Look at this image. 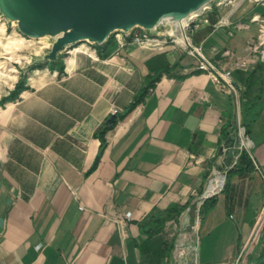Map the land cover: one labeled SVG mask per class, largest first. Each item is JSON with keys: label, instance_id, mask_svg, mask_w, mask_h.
<instances>
[{"label": "crops", "instance_id": "1", "mask_svg": "<svg viewBox=\"0 0 264 264\" xmlns=\"http://www.w3.org/2000/svg\"><path fill=\"white\" fill-rule=\"evenodd\" d=\"M211 4L196 18L191 42L230 71L235 94L181 46L138 43L115 32L95 44L94 54L41 63L15 97L0 102V264H143L142 221L187 208L213 174L208 190L217 191L223 171L225 186L201 212L198 241L188 251L196 264L264 259V100H254L255 119L249 132L244 128L250 168L232 170L246 166L236 152V163L226 167L223 148L242 126L241 96L264 61L260 23L252 20L264 17V5L245 2L231 11ZM239 58L253 64L239 68ZM154 59L163 61L160 77L120 118L148 75L157 74ZM113 109L115 123L101 148L98 131ZM172 258L171 252L164 260L178 264Z\"/></svg>", "mask_w": 264, "mask_h": 264}, {"label": "water", "instance_id": "2", "mask_svg": "<svg viewBox=\"0 0 264 264\" xmlns=\"http://www.w3.org/2000/svg\"><path fill=\"white\" fill-rule=\"evenodd\" d=\"M211 0H0V13L16 21L19 31L27 37L57 36L45 60H56L59 52L70 44L89 41L101 44L116 31L135 27L156 28L165 18L179 21L191 10ZM116 114H111V125ZM239 137L232 132L223 148L229 167ZM223 148L218 159L223 157ZM225 178V174H223ZM204 196V195H203Z\"/></svg>", "mask_w": 264, "mask_h": 264}, {"label": "rangeland", "instance_id": "3", "mask_svg": "<svg viewBox=\"0 0 264 264\" xmlns=\"http://www.w3.org/2000/svg\"><path fill=\"white\" fill-rule=\"evenodd\" d=\"M213 6L214 4H211V7ZM53 42V36L50 35L38 38L24 36L19 31L16 21L9 20L3 15L0 17V102L15 97V92L24 87L25 82L30 79L32 69L42 66L41 63L46 61L45 56L51 49ZM83 42L85 43L84 47L81 46L83 49L87 46L93 48L95 44H98L89 41ZM75 46L77 44L72 45V47ZM72 53L82 52L75 51ZM72 53H65L61 50L58 56H67ZM220 173L226 176V172ZM225 182L226 177L223 179V188ZM219 192L213 195H217ZM200 200L201 198L198 197L177 218L168 220L164 225L162 232L164 240L173 241V258L171 259L173 263L196 264L194 261L195 252L188 251V246H195L198 241L197 231L201 220ZM209 207L210 203L204 205L201 211H207Z\"/></svg>", "mask_w": 264, "mask_h": 264}, {"label": "built area", "instance_id": "4", "mask_svg": "<svg viewBox=\"0 0 264 264\" xmlns=\"http://www.w3.org/2000/svg\"><path fill=\"white\" fill-rule=\"evenodd\" d=\"M245 2H250L253 4H263L264 0H219L214 1L215 6L220 7L222 5H229L230 10L233 11L243 5ZM211 8V4L205 7L199 14H197L195 17L188 19L186 22H183L182 19L179 21L172 20L170 18H165L162 20L159 25L152 29V30H146L141 27H135L133 29H130L128 31H116L117 33H123L126 32L130 34V37L133 41H136L138 43H145L150 45H160L161 43H165L170 41L173 44L179 45L182 48H184L189 54L196 56L199 59L198 63V69L207 71L212 78L221 85L222 88L226 89L230 93H237V88L235 84L229 79V70H221L220 68L216 67L209 59H207L202 52L200 51L198 46H195L191 42V31L196 26L195 20L197 17L201 16L207 9ZM0 13V17H1ZM253 21H257L260 23L259 27V34H258V45L262 46V58L264 60V17H261L260 15H253L252 17ZM227 21V17L223 18L221 17L219 19V24H223ZM177 25H176V23ZM152 31H156V34L152 35ZM160 33V34H159ZM180 35L182 37V40L177 41V35ZM159 35H162V37H159ZM167 38H164L166 37ZM74 44L66 45L62 51L65 53H72V50L75 47H79L80 49L78 51H81L82 53L89 54L95 53V48H91V46H87V48L83 49L81 46L84 47L85 43L81 42L80 44L77 43V46L72 47ZM72 47V48H71ZM83 49V50H82ZM90 49V50H89ZM89 50V51H88ZM236 66L242 69H247L249 66H251L252 60L246 59V58H239L235 62ZM117 109H113L112 114H116ZM235 134L239 137V144L236 147V157L242 150H248L251 144H248V141L251 143V140L245 135L244 127L240 126L238 124L237 128L234 130ZM236 157L233 161H231V164L229 167H231L233 164L236 163ZM255 167L258 169V165L255 164ZM215 175V174H214ZM213 175V176H214ZM212 176V177H213ZM211 177V178H212ZM211 178L207 182L205 188L201 192V195L199 196L201 198L200 203L202 204L203 201L213 196V194L219 192L223 189V185L220 189L215 191L214 193L205 194L207 185L209 184ZM225 179V178H224ZM224 184V183H223ZM204 195V196H203ZM254 264H264V259L254 263Z\"/></svg>", "mask_w": 264, "mask_h": 264}, {"label": "trees", "instance_id": "5", "mask_svg": "<svg viewBox=\"0 0 264 264\" xmlns=\"http://www.w3.org/2000/svg\"><path fill=\"white\" fill-rule=\"evenodd\" d=\"M163 68V61H161L160 59H154L150 62V69L152 70V72L154 71L157 74L148 75L145 83L138 90L131 103L128 105L125 113L119 115L120 118L124 117L126 113L132 110L134 106L144 98V96L148 92V89L160 77ZM165 70H167V68H165ZM255 85L258 86V91L256 94L253 91V86ZM20 89L21 88H19L17 92H15L16 95ZM241 98L242 100L243 98H246V101H242L243 114L241 125L245 128V132L247 133L249 132V122L255 119L256 111L255 109H252V107H254V100L258 99V103L260 102V100H264V61L259 62L258 65H256V67L254 68L253 74L250 76L249 83L247 84L246 90L242 94ZM260 108L261 107L259 105L258 114L261 110ZM250 115L253 116L249 117ZM114 123L115 121L111 125H108L106 120V122L100 127L98 135L101 139V148L105 144V131L111 128ZM239 161H244L246 166L244 168L236 166L232 168V170L236 169L243 171L249 169L250 165H252V160L246 150H242L240 152ZM213 197L214 195L206 198L203 201L199 209L200 212H202L201 208L205 205V203H209V201H212ZM183 209L184 206H180L172 207L165 211H157L149 215L147 219H144L142 221L141 228L142 231L146 234V239L139 245V251L142 257L143 264H168L164 259L170 256L173 249V241L167 242L164 240V237L162 235L163 228L168 220L177 218L181 214Z\"/></svg>", "mask_w": 264, "mask_h": 264}, {"label": "bare ground", "instance_id": "6", "mask_svg": "<svg viewBox=\"0 0 264 264\" xmlns=\"http://www.w3.org/2000/svg\"><path fill=\"white\" fill-rule=\"evenodd\" d=\"M214 1H219V0H211V1H209V2H204V3H202L199 7H197V8H195V9H193V10H191L183 19H182V21L183 22H186L188 19H190L191 17H193L194 15H197V14H199L205 7H207L208 5H210L212 2H214ZM176 21V20H175ZM176 23V22H175ZM176 25H177V23H176ZM57 38V36H53V39L55 40ZM180 40H182V37L178 34L177 35V41H180ZM75 48H78V49H80L79 47H75ZM248 144H251L249 141H248ZM217 179H215V181H216ZM213 183H212V180H211V183L210 184H208V186H207V188H206V191H205V194L206 195H208V194H211L210 193V191L208 190L209 189V187L212 185ZM223 185V184H222ZM222 187V186H221ZM220 187V188H221ZM219 188V189H220ZM212 193H214V192H212Z\"/></svg>", "mask_w": 264, "mask_h": 264}]
</instances>
